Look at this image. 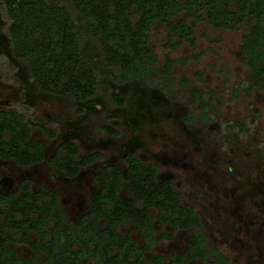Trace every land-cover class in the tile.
Here are the masks:
<instances>
[{
    "label": "trees",
    "instance_id": "16d2710c",
    "mask_svg": "<svg viewBox=\"0 0 264 264\" xmlns=\"http://www.w3.org/2000/svg\"><path fill=\"white\" fill-rule=\"evenodd\" d=\"M187 20H205L216 30L243 27L239 52L247 81L234 95L264 89V0H0L7 59L25 69L35 93L61 101L73 118L88 113L87 103L101 101L98 116L105 124L100 129L110 138L118 133L108 123L120 117L109 111H127L134 86L186 107L187 127L212 124L208 96L182 89L184 81L173 76L175 63L168 58L161 63L149 43L152 28L161 25L167 48L186 44L195 51ZM220 129L219 146L233 131L246 133L238 123ZM35 133L54 138L42 121L28 120L15 107L1 108L0 162L19 169L45 163L73 180L104 159L100 152L82 154L69 140L47 155ZM120 161L122 167L108 164L92 175L88 208L75 221L56 193L35 189L28 178L14 191L0 189V264H232L209 245L195 210L171 181L160 178L157 163L131 153ZM156 224L186 233V247L166 258L152 253L159 242ZM160 237L171 241L173 236L161 232Z\"/></svg>",
    "mask_w": 264,
    "mask_h": 264
},
{
    "label": "rangeland",
    "instance_id": "374dc122",
    "mask_svg": "<svg viewBox=\"0 0 264 264\" xmlns=\"http://www.w3.org/2000/svg\"><path fill=\"white\" fill-rule=\"evenodd\" d=\"M187 23L195 51L186 44L167 48V31L161 25L152 28L149 43L161 63L165 58L175 63L173 76L184 81L182 89L196 88L208 96L212 124L207 129L187 127L182 121L186 107L134 86L129 87L132 100L128 110L109 111L120 117L108 123L117 131V138L107 137L100 129L105 124L98 116L104 108L101 101L87 103L88 113L73 118L61 101L35 93L25 69L7 59L6 40L0 34V109L18 108L28 120L47 125L53 140L34 134L47 155L57 143L69 140L82 154L100 152L104 157L73 180L45 163L19 169L0 162V189L14 191L19 180L28 178L35 189L44 186L56 193L68 219L75 221L88 208V197L94 191L92 175L108 164L122 167L121 157L131 153L159 165L160 178L171 181L184 204L195 210L209 245L232 264H264V89L253 90L250 96L234 95L247 81L239 52L243 27L224 31L213 29L205 20ZM190 56L193 59L188 60ZM234 123L246 133L233 131L219 146L220 128ZM154 229L159 242L152 253L166 258L186 247V233H172L157 224ZM161 232L172 234V240H163ZM15 249L27 253L24 247Z\"/></svg>",
    "mask_w": 264,
    "mask_h": 264
}]
</instances>
